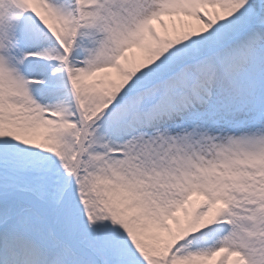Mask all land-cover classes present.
Listing matches in <instances>:
<instances>
[{"label": "snow or ice", "instance_id": "1", "mask_svg": "<svg viewBox=\"0 0 264 264\" xmlns=\"http://www.w3.org/2000/svg\"><path fill=\"white\" fill-rule=\"evenodd\" d=\"M0 264H264V0H0Z\"/></svg>", "mask_w": 264, "mask_h": 264}]
</instances>
